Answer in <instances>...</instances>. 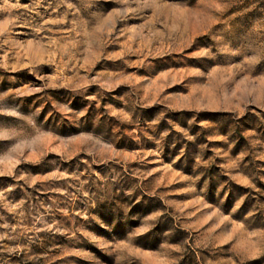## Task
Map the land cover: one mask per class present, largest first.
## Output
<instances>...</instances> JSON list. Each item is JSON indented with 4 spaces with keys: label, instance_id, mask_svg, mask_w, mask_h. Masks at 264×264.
Returning <instances> with one entry per match:
<instances>
[{
    "label": "rangeland",
    "instance_id": "374dc122",
    "mask_svg": "<svg viewBox=\"0 0 264 264\" xmlns=\"http://www.w3.org/2000/svg\"><path fill=\"white\" fill-rule=\"evenodd\" d=\"M0 264H264V0H0Z\"/></svg>",
    "mask_w": 264,
    "mask_h": 264
}]
</instances>
